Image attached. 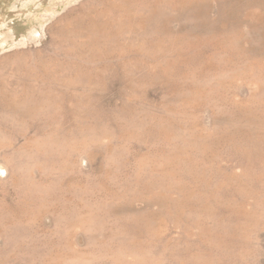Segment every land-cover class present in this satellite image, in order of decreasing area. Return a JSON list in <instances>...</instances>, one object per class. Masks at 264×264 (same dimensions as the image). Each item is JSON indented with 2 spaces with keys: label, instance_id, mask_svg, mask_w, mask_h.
<instances>
[{
  "label": "rangeland",
  "instance_id": "rangeland-1",
  "mask_svg": "<svg viewBox=\"0 0 264 264\" xmlns=\"http://www.w3.org/2000/svg\"><path fill=\"white\" fill-rule=\"evenodd\" d=\"M0 264H264V0H0Z\"/></svg>",
  "mask_w": 264,
  "mask_h": 264
}]
</instances>
